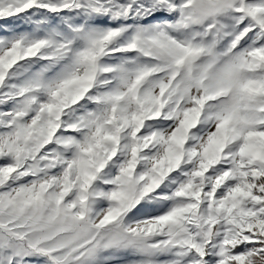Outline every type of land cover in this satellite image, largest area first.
<instances>
[{"label": "snow or ice", "instance_id": "1", "mask_svg": "<svg viewBox=\"0 0 264 264\" xmlns=\"http://www.w3.org/2000/svg\"><path fill=\"white\" fill-rule=\"evenodd\" d=\"M0 264H264V0H0Z\"/></svg>", "mask_w": 264, "mask_h": 264}]
</instances>
